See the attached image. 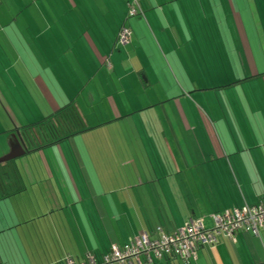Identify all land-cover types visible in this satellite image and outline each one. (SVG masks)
Returning a JSON list of instances; mask_svg holds the SVG:
<instances>
[{"label": "crops", "instance_id": "0c3cea01", "mask_svg": "<svg viewBox=\"0 0 264 264\" xmlns=\"http://www.w3.org/2000/svg\"><path fill=\"white\" fill-rule=\"evenodd\" d=\"M262 4L142 0L130 19L129 0H3L0 158L24 137L32 149L24 142L27 154L12 162L19 185L0 188V264H100L134 237L259 205ZM68 106L84 132L45 147L39 124ZM107 186L119 196L114 210ZM194 260L264 264V231L222 239Z\"/></svg>", "mask_w": 264, "mask_h": 264}, {"label": "built area", "instance_id": "2783aa9c", "mask_svg": "<svg viewBox=\"0 0 264 264\" xmlns=\"http://www.w3.org/2000/svg\"><path fill=\"white\" fill-rule=\"evenodd\" d=\"M141 2L142 0H129L130 18H136L140 14ZM130 37V31L123 28L119 35V44L123 47L127 46ZM262 231H264V200L259 205H245L223 216L213 215L208 219L189 220L171 235L157 229L154 237L147 234L134 237L127 245L113 246L110 254L100 264H143V262L152 264L174 256L189 261L196 257L200 247L215 248L222 239H228L236 244L241 233H249L254 238H259Z\"/></svg>", "mask_w": 264, "mask_h": 264}, {"label": "trees", "instance_id": "16d2710c", "mask_svg": "<svg viewBox=\"0 0 264 264\" xmlns=\"http://www.w3.org/2000/svg\"><path fill=\"white\" fill-rule=\"evenodd\" d=\"M2 2H3V0H0V3H2ZM128 11H129V9H128ZM141 14H142V11L140 12V14L136 18H140ZM128 18H130L129 15H128ZM136 18H130V19H136ZM130 34H131V32H130ZM130 41H131V37H130ZM118 43H119V37H118ZM121 47H123V46H121ZM50 121H55V122L51 123ZM49 123L54 124V125H52V129L50 128ZM38 127L45 128L44 131H42L43 135H42V133H40V139L42 142H44L43 145H46L45 147H49L48 145H51V144H48L49 140H51V139H53L51 141H54V140L56 141L54 144L61 143L63 141L68 140L69 138H72V137L77 136V135L84 132V127H83L82 123L80 122V117L75 112V108H72L71 106L65 107L60 112L52 115L50 118H48V120H45L44 122L39 124ZM23 140L26 143V145H28L29 149L31 150L32 149L31 148L32 137H29V138L24 137ZM34 147H36V145H34ZM31 152H33V151H29V153H31ZM10 165L12 168H10L6 173H0V180L2 181V183L0 181V188H1V186L3 187L4 180H6V179L9 180V179H11L10 176L16 174V168L14 166V163H9V166ZM9 166H7V167H9ZM10 171H12L13 174H9ZM161 230H163V229H161ZM163 232H164V230H163ZM167 235H171V234H167ZM204 248L205 249H212V248H208V247L207 248L206 247H200L198 249V251L200 249H204ZM197 254H198V252H197ZM172 260L177 261V264H194L196 262L194 260V258L189 260V261H184L180 257H177V256L176 257L175 256L174 257H167V258L163 259L162 261H167V262H170L172 264Z\"/></svg>", "mask_w": 264, "mask_h": 264}, {"label": "rangeland", "instance_id": "374dc122", "mask_svg": "<svg viewBox=\"0 0 264 264\" xmlns=\"http://www.w3.org/2000/svg\"><path fill=\"white\" fill-rule=\"evenodd\" d=\"M259 10L260 11H262L263 10V12H259V13H261L262 14V16H263V14H264V4H262V5H259ZM239 11H242V13H243V15L244 14H247V12H246V10H244L243 9V4H239ZM261 16V17H262ZM257 20H258V18L257 17H255L254 18V20H253V22L254 23H256L257 22ZM253 22H252V20L251 19H249V22H248V26L250 25V23L253 25ZM257 25H259V24H257ZM254 26V25H253ZM251 44L252 45H254L255 44V41H253V42H251ZM0 140H1V138H0ZM2 145H4V142L2 143ZM5 147V146H4ZM11 152V151H10ZM9 155V154H8ZM7 155V156H8ZM6 157V156H5ZM4 158V157H3ZM2 158H0V160H1ZM7 166H9V164H5V165H1L0 166V173H6L10 168H12L11 167V165L9 166V167H7ZM9 174H13L12 173V171H10L9 172ZM13 177H11V179H12V182L13 181H15L16 180V175H12ZM1 181V180H0ZM1 183H2V181H1ZM14 183H16L17 185H19V182L18 181H15ZM11 187H15V186H11ZM114 189V187H112V186H107V187H105L104 189H103V192H104V194H102L103 196H104V198H105V204L109 207V208H112L113 210H114V208L116 207V205L115 204H113V200H115V203H116V197H119V196H110V195H107V194H109V192L110 191H112ZM102 196V197H103ZM123 197V196H122ZM3 209H4V207H2ZM10 212L12 211V210H9ZM109 212V214L112 216V215H115L116 216V211H108ZM125 213H124V215H123V217L125 218V219H122V221H120V222H122V224H121V227H124V226H127L128 224H129V221H130V216H131V213L129 212V211H127V210H125L124 211ZM127 212H128V217H127ZM121 213H123V212H121ZM2 219H4V218H2ZM6 227L4 226V225H2L1 223H0V231L1 230H3V229H5ZM6 238H4V241H6L5 240ZM13 239V238H12ZM7 244H9V243H7ZM2 247V245H0V248ZM11 259V258H10ZM12 260V259H11Z\"/></svg>", "mask_w": 264, "mask_h": 264}, {"label": "water", "instance_id": "95a60500", "mask_svg": "<svg viewBox=\"0 0 264 264\" xmlns=\"http://www.w3.org/2000/svg\"><path fill=\"white\" fill-rule=\"evenodd\" d=\"M26 154H27V148L25 146L24 141L22 139H20L19 145L16 148H13L8 156H6L0 160V166L12 163V162L22 158Z\"/></svg>", "mask_w": 264, "mask_h": 264}]
</instances>
